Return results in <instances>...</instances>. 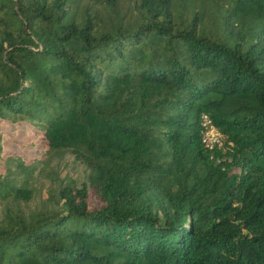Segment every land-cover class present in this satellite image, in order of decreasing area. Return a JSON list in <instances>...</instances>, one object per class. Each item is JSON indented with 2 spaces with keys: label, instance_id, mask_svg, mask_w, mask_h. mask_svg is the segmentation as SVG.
Returning <instances> with one entry per match:
<instances>
[{
  "label": "trees",
  "instance_id": "obj_1",
  "mask_svg": "<svg viewBox=\"0 0 264 264\" xmlns=\"http://www.w3.org/2000/svg\"><path fill=\"white\" fill-rule=\"evenodd\" d=\"M198 1L0 0V264H264V0ZM24 133L88 169L58 210L14 203Z\"/></svg>",
  "mask_w": 264,
  "mask_h": 264
},
{
  "label": "rangeland",
  "instance_id": "obj_2",
  "mask_svg": "<svg viewBox=\"0 0 264 264\" xmlns=\"http://www.w3.org/2000/svg\"><path fill=\"white\" fill-rule=\"evenodd\" d=\"M121 5V12L124 16L131 20L133 17L132 10L127 5L126 0H119ZM85 0H77V7L82 6ZM176 8L186 13L200 7L198 0H175ZM205 16L203 25L208 28H213L217 22V11L204 2ZM0 125L3 127V125ZM11 133V131H10ZM8 136H5L7 139ZM19 145L7 142L4 153H13L14 151H21L25 158L35 157L39 159L33 169L27 174H20L12 170L9 178L15 180L16 183L27 181L26 185L31 189V196L26 201L15 200L14 203L19 205L25 212H32L35 210H58L60 209L61 200L58 199L55 188L59 183L70 182L76 186L83 184L87 185L88 169L83 162L75 159L74 156L67 150L64 151H40L38 148L42 147L39 137H30L28 133H24L18 142ZM6 199L0 201V214ZM12 202V201H11ZM88 207H96L99 201L92 191L87 195Z\"/></svg>",
  "mask_w": 264,
  "mask_h": 264
},
{
  "label": "built area",
  "instance_id": "obj_3",
  "mask_svg": "<svg viewBox=\"0 0 264 264\" xmlns=\"http://www.w3.org/2000/svg\"><path fill=\"white\" fill-rule=\"evenodd\" d=\"M199 131L200 139L205 147L210 149L214 146L220 147L222 145V134L212 124L210 118L204 112L199 115Z\"/></svg>",
  "mask_w": 264,
  "mask_h": 264
}]
</instances>
